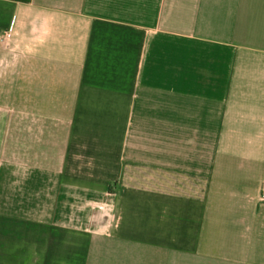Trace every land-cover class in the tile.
I'll return each mask as SVG.
<instances>
[{"label": "crops", "instance_id": "crops-1", "mask_svg": "<svg viewBox=\"0 0 264 264\" xmlns=\"http://www.w3.org/2000/svg\"><path fill=\"white\" fill-rule=\"evenodd\" d=\"M0 264H264V0H0Z\"/></svg>", "mask_w": 264, "mask_h": 264}, {"label": "built area", "instance_id": "built-area-1", "mask_svg": "<svg viewBox=\"0 0 264 264\" xmlns=\"http://www.w3.org/2000/svg\"><path fill=\"white\" fill-rule=\"evenodd\" d=\"M9 36H10L9 31H4V32L0 31V38L6 39ZM261 199L264 200V194H262Z\"/></svg>", "mask_w": 264, "mask_h": 264}]
</instances>
